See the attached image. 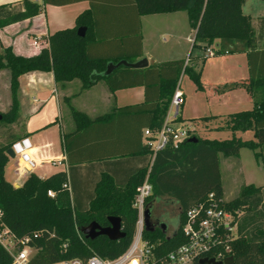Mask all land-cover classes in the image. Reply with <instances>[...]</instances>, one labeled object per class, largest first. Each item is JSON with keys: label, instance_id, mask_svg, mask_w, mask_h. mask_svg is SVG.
<instances>
[{"label": "trees", "instance_id": "obj_1", "mask_svg": "<svg viewBox=\"0 0 264 264\" xmlns=\"http://www.w3.org/2000/svg\"><path fill=\"white\" fill-rule=\"evenodd\" d=\"M42 1L44 4L65 5L81 0ZM88 1L89 8L77 15L75 25L48 35L47 46L37 54L24 56L15 54L10 46L2 48L0 70L9 71L11 102L7 111L0 112V124H5V121L13 123L18 119V78L28 72L50 71L55 83L60 86L74 79L80 80L82 88L103 79L110 91L143 86L142 103L114 108L105 116L91 119L71 108L75 129L62 134L61 143L68 158L74 140L81 136L86 138L97 125L109 123L118 117L135 119L143 130L149 129L151 132L150 137H144L146 142L142 146L143 153L151 154V162L130 173L122 182L116 181L108 173L76 182L69 170L57 171L44 178L31 172L23 184L16 187L5 178L4 169L9 159L6 151L19 137L8 135V141L0 144L1 220L16 238L28 236L29 244L36 247L27 264L85 259L92 254L113 258L122 253L135 233L137 212L132 206L135 189L149 167L152 195L148 202L154 197L168 196L174 199L179 204L181 221L190 207L200 202L207 206V196L213 193L223 201L222 207L230 211L236 220L233 239L221 237L218 248L229 247V256L232 257L230 264H264V184L242 185L234 199L224 200L219 157L220 154L237 157L241 148H247L253 151L256 159L260 158L264 169V17L258 18L255 27L252 18L241 10L245 0ZM44 4L34 0H22L17 5L0 4V29L38 15L43 12ZM175 11L186 12L190 27L194 30L193 45H202L205 50L216 42L220 45L230 41L242 42L248 56L249 80L228 87H245L253 97L254 105L250 110L228 115L230 125L227 129L232 132L229 139L195 137L196 141H190L187 138L177 148L166 146L152 155L147 141L152 140L161 128L181 74H186L201 89V65H185L184 59H178L140 68L120 65L106 76L101 73L109 60L141 56L140 16ZM81 26L86 28L84 37H79L76 32ZM260 40H263L261 48L258 47ZM116 42L121 52L117 55L106 54L105 49L114 48ZM98 43L103 52L99 55L95 51ZM131 44L135 48L132 54L127 49ZM219 53L220 47L214 51V54ZM199 58L201 62L206 60L204 55ZM192 59L190 57V61ZM179 109L181 111L182 104ZM208 118L212 117L202 120ZM175 120L184 121L179 110ZM246 130L254 131L255 141L243 140L234 134ZM142 136L143 131L140 138ZM120 156L117 158L124 155ZM48 190L54 195L49 196ZM108 216L120 218L121 238L111 240L99 235L90 239L80 231L92 221L108 226ZM152 227V231L144 230L143 235L154 243V249L160 255L185 242L179 227L170 236H165L156 226ZM11 261V256L0 245V264H11Z\"/></svg>", "mask_w": 264, "mask_h": 264}, {"label": "crops", "instance_id": "obj_2", "mask_svg": "<svg viewBox=\"0 0 264 264\" xmlns=\"http://www.w3.org/2000/svg\"><path fill=\"white\" fill-rule=\"evenodd\" d=\"M21 1L0 0V4L17 5ZM34 1L44 4L42 0ZM263 7L264 0H245L241 10L243 14L250 16L253 22L256 21L257 24L258 18L264 17ZM88 8V0L65 5L44 4L43 12L38 15L0 29V52L3 47L10 46L15 54L35 55L41 48L47 46L48 35L60 29L73 27L77 15ZM182 12L185 11L140 16L142 54L139 58L120 60L133 63L145 59L147 65H149L178 59H184L185 61L187 55H190L193 59L189 63L201 65L200 81L202 88L198 89L187 76L189 85L187 89H182L184 101L181 111H185L187 116L183 117L181 114L180 116L183 120L188 119V121L184 120L185 123L209 125L211 121L202 120L204 117L221 120L230 114L252 109L254 105L253 97L245 87H228L232 84L247 83L249 80L248 56L244 51L242 42L230 41L221 43V45L216 42L210 49L214 53L220 47V53L206 55L202 45H193L194 30L190 27L187 14L183 17ZM158 34L163 49L157 54ZM262 44L263 40H260L258 47L261 48ZM113 46L114 48H107L108 50L105 49L104 52L112 55L119 54L121 49L118 42L114 43ZM127 47L130 54L135 53L132 44ZM227 50L232 51L228 52ZM95 51L98 55L103 53L99 49V43L96 45ZM202 55L206 57L204 62H201L199 58ZM110 62L117 63L118 60H109L108 63ZM18 82V119L9 124L11 128L7 127V130L13 134H19L20 137H29L34 147V156L37 158L40 155L65 157L61 164H48L54 167L62 165L63 168L61 169L48 168L47 172L40 174L36 172L37 169L46 163L38 165L33 171L37 176L44 178L57 171L68 172L70 170L76 182L84 181L90 177L96 178L102 173L111 174L116 181L122 182L130 173L146 164H150L151 154L146 155L142 152V146L146 142L144 130L135 119L118 117L109 123L97 125L94 129H91L93 131L86 138L81 136L74 140L68 158L61 143L62 134L72 132L75 129L71 108L86 114L91 119L105 116L112 112L114 108L142 103L144 101L143 86L110 91L103 79H99L84 88H82V84L78 79L60 86L55 83L53 74L50 71H32L22 74L19 76ZM47 91H50L52 95H46ZM10 102V74L7 69H1L0 111H7ZM43 108H48L46 112L47 122L38 126L31 125L28 119L39 113ZM52 113L56 115V119L50 122ZM209 126L211 127V125ZM18 127L23 130L16 133L15 130ZM55 131L58 134L55 138H52ZM142 131L143 136L140 138ZM207 133L209 134L206 137L207 139L223 140L212 136L219 134L228 135L224 139L232 137V132L227 128L216 129L211 127ZM245 133H249L251 137L246 138ZM234 134L243 140L255 141L253 130L236 131ZM121 154L124 156L119 158ZM117 156L119 157L117 158ZM90 158L100 160L90 161L88 160ZM255 160L258 162L260 158H255ZM17 172L18 176H23L25 179L29 175H22L19 171ZM4 176L7 179L5 169ZM242 176L243 184L241 185H255L253 182L245 180L243 173ZM263 184L255 186H262ZM222 190L224 198L223 187Z\"/></svg>", "mask_w": 264, "mask_h": 264}, {"label": "built area", "instance_id": "obj_3", "mask_svg": "<svg viewBox=\"0 0 264 264\" xmlns=\"http://www.w3.org/2000/svg\"><path fill=\"white\" fill-rule=\"evenodd\" d=\"M205 52L206 55L214 54L210 47L205 49ZM189 61L190 55H187L184 64H188ZM183 101L184 95L179 78L161 128L155 133L152 140L147 141L152 155L166 146L177 148L184 139L189 138L191 127H185L182 122L175 120ZM144 136H151L149 129L144 130ZM10 149L14 154L13 158L17 169L22 175L33 172L38 165L43 163L61 164L65 158L64 156L50 157L47 155H40L39 158L35 157L33 144L30 138L26 136L15 140ZM149 171L150 167L142 182L135 189L132 201V206L137 212L135 233L130 244L122 253L113 258H104L92 254L85 259L69 258L44 264H195L200 258H212L215 261H223L227 258L229 247L226 245L224 249H220L218 246L221 244V237L223 236L233 239L236 231V220L230 211L222 207L223 201L217 199L213 193H209L207 196L209 202L207 206L200 202L190 207L184 212L181 221L179 219V208L177 228H180L185 242L164 255H160L155 251L154 243H151L143 235L145 230L144 213L146 209L151 210L154 202V199L147 201L152 195ZM47 194L49 196L54 195L51 190H48ZM1 215L0 211V245L11 256V264H27L36 251V247L29 244L28 236L16 238L10 228L1 220ZM152 216L154 217L155 214L152 215L150 212L152 226H157ZM34 235L36 236L38 233H34Z\"/></svg>", "mask_w": 264, "mask_h": 264}, {"label": "rangeland", "instance_id": "obj_4", "mask_svg": "<svg viewBox=\"0 0 264 264\" xmlns=\"http://www.w3.org/2000/svg\"><path fill=\"white\" fill-rule=\"evenodd\" d=\"M248 9V7H246ZM264 9V7H263ZM183 17L186 16L185 12H182ZM254 26L256 27V21L253 22ZM161 39L160 35L158 34L157 37V54L162 51V44H161ZM180 81H181V88L182 89H187L189 85V80L187 78L186 74H181L180 76ZM46 95H52L50 91L46 92ZM47 109L48 108H43L39 113L34 114L31 116L28 121L30 122L31 125L33 126H38L44 122H47ZM1 112V111H0ZM179 114H181L183 117L187 116L185 111H180L179 109ZM51 115V114H50ZM1 117V116H0ZM49 118V117H48ZM50 122L56 119V115L50 116ZM185 121H188V119H184ZM27 121V119H26ZM183 121V125L185 127H188L190 125L191 130L189 131V137H196L200 139H207L206 137L209 136L207 133L211 127H215L216 129H226L230 125L229 121L230 118L229 116L221 119V120H216L212 118H208L207 120L204 121H211L209 125H204V124H190V123H185ZM6 123L0 124V144H4L8 141V135L12 134L16 137H20L18 134H13L7 130V127L11 128L7 121ZM27 127V124H26ZM21 130L20 127L17 128L16 133H19ZM57 132L55 131L54 134L52 135V138H55L57 136ZM214 137H217L218 139H224L226 135H212ZM228 136V135H227ZM226 136V137H227ZM246 138H249V133H245ZM251 137V136H250ZM220 157V171H221V183L222 187L224 189V200L230 201L234 199L241 188V184H243V176L242 173L244 174L245 180H249L253 182L255 185H260L264 183V171L262 169V163L261 161L257 162L254 157V153L252 150L243 148L239 151V155L236 156H222L221 154L219 155ZM48 168H53L54 170L61 169L63 168L62 165L58 166H52L48 164H43V166L39 169H37L36 172L42 174L43 172H47ZM5 171H6V177L7 179L16 186H21L25 180V177L18 176L16 173H18L17 166L15 164V159L10 158L8 159L6 165H5ZM241 185V186H240ZM154 202L151 206V214H157L159 215L161 221L165 225V231L164 234L165 236H170L172 233L175 231V229L178 226V203L167 196L163 197H154ZM153 217V216H152ZM154 219V217L152 218ZM158 229L162 230L160 226H156ZM163 231V230H162Z\"/></svg>", "mask_w": 264, "mask_h": 264}, {"label": "water", "instance_id": "obj_5", "mask_svg": "<svg viewBox=\"0 0 264 264\" xmlns=\"http://www.w3.org/2000/svg\"><path fill=\"white\" fill-rule=\"evenodd\" d=\"M85 31L86 28L81 26L77 28V35L79 37H84L85 36ZM120 65H124V66H129V67H133V68H140V67H144L147 65V61L145 59H141L139 61L136 62H128L126 60H120L117 63H107V67L105 69V71H103L101 73V75L106 76L109 73H111L115 68H117ZM190 141H196L197 139L195 137H190L188 138ZM6 154L8 155V157L13 158L14 154L12 152V150L9 148L6 151ZM145 216V230L146 231H152L153 227H152V223L150 221V211L149 209L145 210L144 213ZM107 220L109 222L108 226H101L100 224H98L96 221H92L91 223H89L88 225L82 227L80 229V231L87 237L90 239H94L95 237L99 236V235H103L108 237L111 240H116L119 239L123 236V232L121 231V225H120V218L117 216H108ZM160 227L162 228L163 232L165 231V225L162 223L160 225ZM232 261V257L229 256L227 258H225L223 261H215L214 259L210 258H200L197 261V264H230Z\"/></svg>", "mask_w": 264, "mask_h": 264}, {"label": "flooded vegetation", "instance_id": "obj_6", "mask_svg": "<svg viewBox=\"0 0 264 264\" xmlns=\"http://www.w3.org/2000/svg\"><path fill=\"white\" fill-rule=\"evenodd\" d=\"M154 222L156 223L157 226H160L163 222L161 221L159 215L155 214L154 216Z\"/></svg>", "mask_w": 264, "mask_h": 264}]
</instances>
